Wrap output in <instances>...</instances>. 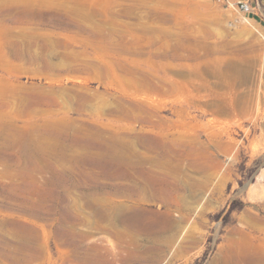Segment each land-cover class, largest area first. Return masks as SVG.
I'll return each instance as SVG.
<instances>
[{
	"label": "rangeland",
	"instance_id": "rangeland-1",
	"mask_svg": "<svg viewBox=\"0 0 264 264\" xmlns=\"http://www.w3.org/2000/svg\"><path fill=\"white\" fill-rule=\"evenodd\" d=\"M235 4L0 0V264H264V10Z\"/></svg>",
	"mask_w": 264,
	"mask_h": 264
},
{
	"label": "crops",
	"instance_id": "crops-1",
	"mask_svg": "<svg viewBox=\"0 0 264 264\" xmlns=\"http://www.w3.org/2000/svg\"><path fill=\"white\" fill-rule=\"evenodd\" d=\"M227 1L238 2V3L249 1L250 5L255 9V11L257 10L258 12H262V10H264V0H257L256 2L254 0H227Z\"/></svg>",
	"mask_w": 264,
	"mask_h": 264
},
{
	"label": "built area",
	"instance_id": "built-area-1",
	"mask_svg": "<svg viewBox=\"0 0 264 264\" xmlns=\"http://www.w3.org/2000/svg\"><path fill=\"white\" fill-rule=\"evenodd\" d=\"M235 5L240 10V12L243 14H250L251 12L254 11V8L250 5L249 1H244L240 3L236 2Z\"/></svg>",
	"mask_w": 264,
	"mask_h": 264
}]
</instances>
